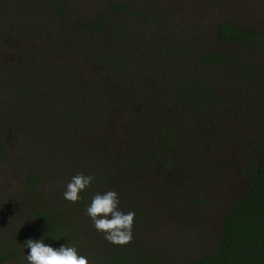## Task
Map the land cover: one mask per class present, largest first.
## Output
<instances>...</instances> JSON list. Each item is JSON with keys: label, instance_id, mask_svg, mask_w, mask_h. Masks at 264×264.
<instances>
[{"label": "trees", "instance_id": "1", "mask_svg": "<svg viewBox=\"0 0 264 264\" xmlns=\"http://www.w3.org/2000/svg\"><path fill=\"white\" fill-rule=\"evenodd\" d=\"M109 9L113 15H130L129 9L120 3L110 4ZM41 18L56 26V31L46 30L43 40L40 39L46 42L45 51L50 61L57 54L63 62H69L76 54L74 51H79L85 62H97V69L88 71V80L78 86L74 83L75 72L67 77L60 73L56 76L47 62L40 61L36 67L21 64V68L16 61L2 68L9 75L5 80L0 79V99L3 95L6 97L0 103L7 106L9 100L12 104L10 112L0 105V134L8 124H12L15 133L37 132L41 136L47 130L48 139H59L63 150L60 157L69 168L66 176L70 177L73 169L71 178L83 173L95 179L80 194L82 199L75 203L64 198L71 180L65 177L61 187H54L52 197L47 193L37 197L51 174L47 176L37 165L27 164L21 180L26 193L32 196L28 199L29 210L18 229L11 227L5 235L0 232V264L18 259L26 249L23 244L28 238H43L44 243L53 248L62 244L74 246L79 255L91 257L90 264H163L162 258L141 237L143 230L152 226L149 206L142 194L146 183L153 182L144 176L141 179L140 175L147 169H152L153 175L158 166L161 173H166L163 177L170 172L181 182V188L188 186L187 191L190 190L194 177H187L188 174L195 168H203L200 158L189 154L190 130L195 118L218 99L216 86L210 81L184 76L160 79L156 89L146 92L142 81L133 84L126 80V73L122 74L119 67L123 61L112 49L118 37L112 35L113 28L103 16L93 21L84 20L73 13L65 0H0L1 36L5 29L9 30L10 22L26 26L30 20L43 21ZM114 31L117 35L118 30ZM79 33L84 34V39L95 38L99 43L95 47L84 46L82 41L77 42ZM99 34L103 37L97 38ZM218 34L234 42L242 39L261 44L260 40H264L263 35L242 31L235 25H220ZM42 57H45L43 52L40 59ZM200 61L204 65H216L223 57L205 50ZM99 84L108 93L118 94L108 101L106 94L98 89ZM259 142L253 148L263 150L264 143ZM3 150L0 141V158ZM251 168V186L223 216L218 248L198 258L194 264H264V170H260L255 161ZM50 170L51 173L53 170ZM155 184L152 186L156 187ZM108 190L118 193L121 210L136 214L133 239L123 246L107 241L86 212L92 197ZM197 201L200 198L197 197ZM125 202L127 206L123 207Z\"/></svg>", "mask_w": 264, "mask_h": 264}, {"label": "rangeland", "instance_id": "2", "mask_svg": "<svg viewBox=\"0 0 264 264\" xmlns=\"http://www.w3.org/2000/svg\"><path fill=\"white\" fill-rule=\"evenodd\" d=\"M65 1L75 15L87 21L103 16L113 28L112 35L118 37L113 53L123 61L119 68L122 74H127L124 77L128 82L142 81L146 92L156 89L160 79L184 76L210 81L216 86L218 99L195 118L190 130L189 154L203 162V168H195L187 176L194 177L189 184L190 192L188 186L181 188V182L172 173L167 172L168 176L163 177L166 173H161L158 166L153 175L152 169L140 175L141 179L144 176L156 183L153 187V183L147 182L142 194L152 220L151 228L141 234L145 244L157 252L163 264H194L218 248L223 216L251 186L253 162L264 170V149L253 148L261 140L264 143V40H260L261 44L242 39L234 42L218 34L219 26L226 24L264 36V0ZM112 3L124 5L130 15L111 14ZM41 19L30 20L26 26L10 22L9 30L0 35V79L5 80L9 75L2 68L16 61L20 67H36L47 62L56 76L67 77L75 72L74 83L84 85L90 76L87 72L95 71L97 62L86 61V64L79 51H74L76 54L69 62H63L57 54L50 61L46 42L40 39L43 40L46 30L56 31V26ZM78 35L77 42L82 41L84 46L95 47L99 43L95 38L84 39L82 33ZM205 50L219 53L223 61L204 65L200 60ZM42 52L45 57L40 59ZM99 86L108 101L118 94L116 90L114 95L108 93L103 85ZM4 96L0 101L6 99ZM10 104L9 100L7 106L0 103L6 112H10ZM1 131L4 150L0 158V232L4 234L11 227L18 229L29 210L28 199L32 196L26 193L21 180L27 164L37 165L47 176L51 174L37 197H44L45 193L52 197L54 187H61L64 177L69 181L74 170L71 169L70 177L66 176L69 168L60 157L63 150L59 139H48L49 131L41 136L37 132L15 133L12 124ZM126 206L127 202L123 207ZM28 252L26 248L18 259L2 264H28Z\"/></svg>", "mask_w": 264, "mask_h": 264}, {"label": "clouds", "instance_id": "3", "mask_svg": "<svg viewBox=\"0 0 264 264\" xmlns=\"http://www.w3.org/2000/svg\"><path fill=\"white\" fill-rule=\"evenodd\" d=\"M95 179L93 175L78 173L74 175L66 186L64 198L75 203L82 199L80 195L89 188ZM118 193L108 190L103 194L97 193L92 197L87 207V215L92 219L95 229L105 234V239L114 245H126L133 239L134 211H123L119 207ZM28 248L26 255L28 264H90L87 257L79 255L77 249L62 244L53 248L44 243L43 238L35 240L28 238L24 242Z\"/></svg>", "mask_w": 264, "mask_h": 264}]
</instances>
